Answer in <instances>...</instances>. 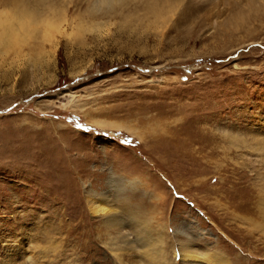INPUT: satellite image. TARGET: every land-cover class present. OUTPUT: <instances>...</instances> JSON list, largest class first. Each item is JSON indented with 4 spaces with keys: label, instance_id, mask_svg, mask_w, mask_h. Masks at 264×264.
<instances>
[{
    "label": "rangeland",
    "instance_id": "1",
    "mask_svg": "<svg viewBox=\"0 0 264 264\" xmlns=\"http://www.w3.org/2000/svg\"><path fill=\"white\" fill-rule=\"evenodd\" d=\"M256 134L264 0H0V264H264Z\"/></svg>",
    "mask_w": 264,
    "mask_h": 264
},
{
    "label": "bare ground",
    "instance_id": "2",
    "mask_svg": "<svg viewBox=\"0 0 264 264\" xmlns=\"http://www.w3.org/2000/svg\"><path fill=\"white\" fill-rule=\"evenodd\" d=\"M10 3H12V2H10ZM261 138H262L261 142H264V136H261V134L254 135L253 139L255 140V143H256L255 146L256 147L258 146L257 145L258 141ZM94 198H95V200H92L91 197L87 199V206H88L90 215L92 217L102 218L104 226L107 229H115V230L120 229V227L122 226V224H121L122 218L120 219V217L117 215L116 208L112 207L108 203L107 199H105L103 197H97L96 198V196H94ZM122 211L124 212V210H122ZM124 213L127 214L128 216L132 215L131 212H129V211H125ZM133 213L135 215L130 217L131 223L134 224V226L137 228L144 229L145 230L144 235L147 236L148 240L151 239L150 237H152L153 234L155 236H157L156 239H151V240H153L159 246H162L164 241L166 240V239L165 240L163 239L164 238L163 237L164 236V230L162 229L161 230L162 232H158V231L153 232L154 230L149 229V226L151 223L150 220H152L153 214L151 212L146 213L145 211H144V213L139 212V211H135ZM163 226H165V225H163ZM159 228H161V227H159ZM151 232H153V234ZM152 251L155 254L161 253V254H158L159 258H164V256H163L164 253L162 254L161 249H158V250L152 249ZM146 253H148V252L146 251ZM172 255H173V258H175L177 256L182 264H229L224 256H222L221 254H217V253L207 254L203 258L196 257L193 253H191L187 249V245L185 243L179 244V247L177 249L173 246ZM238 262H240V261H238Z\"/></svg>",
    "mask_w": 264,
    "mask_h": 264
}]
</instances>
